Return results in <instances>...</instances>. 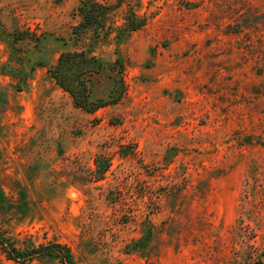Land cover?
<instances>
[{
  "label": "rangeland",
  "instance_id": "rangeland-1",
  "mask_svg": "<svg viewBox=\"0 0 264 264\" xmlns=\"http://www.w3.org/2000/svg\"><path fill=\"white\" fill-rule=\"evenodd\" d=\"M67 51L103 107L52 78ZM0 237V264L264 261V0H0Z\"/></svg>",
  "mask_w": 264,
  "mask_h": 264
},
{
  "label": "trees",
  "instance_id": "trees-1",
  "mask_svg": "<svg viewBox=\"0 0 264 264\" xmlns=\"http://www.w3.org/2000/svg\"><path fill=\"white\" fill-rule=\"evenodd\" d=\"M120 1L116 5H104V4H93L88 11H85L86 4L84 3L81 7L84 13V20L74 27L75 34L78 35L79 31L83 28L92 25L101 18V14L111 8L118 7ZM140 25V24H139ZM137 25V26H139ZM104 65L95 56L88 55L85 51H67L61 54L58 64L50 69L52 78L59 84L66 92H68L74 99L75 104L83 109L94 111L96 108L103 107V105H96L90 101L91 97V85L92 78L98 74ZM150 236H152L149 230ZM0 243L5 246V241L0 237ZM64 252V255L68 259L69 264L70 254L68 249L57 246L55 247ZM9 253V258L18 260L19 256L13 251L6 249ZM46 251L33 250L29 253L30 257L36 254H42ZM14 256V257H12ZM258 264H264V261H259Z\"/></svg>",
  "mask_w": 264,
  "mask_h": 264
}]
</instances>
